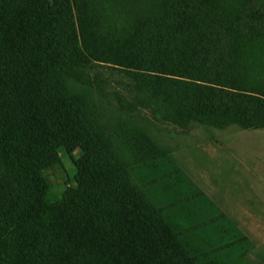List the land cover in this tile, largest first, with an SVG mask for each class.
I'll return each mask as SVG.
<instances>
[{"label": "trees", "instance_id": "16d2710c", "mask_svg": "<svg viewBox=\"0 0 264 264\" xmlns=\"http://www.w3.org/2000/svg\"><path fill=\"white\" fill-rule=\"evenodd\" d=\"M133 15L105 34L89 0H0V264H197L67 81L105 94L91 71L108 64L130 79L121 109L264 129V0H145ZM119 134L141 162L166 156L137 127ZM67 147L82 151L76 187L52 203L44 171Z\"/></svg>", "mask_w": 264, "mask_h": 264}, {"label": "rangeland", "instance_id": "374dc122", "mask_svg": "<svg viewBox=\"0 0 264 264\" xmlns=\"http://www.w3.org/2000/svg\"><path fill=\"white\" fill-rule=\"evenodd\" d=\"M89 1L103 33L123 34L145 0ZM91 77L105 94L69 79L70 92L103 129L131 183L152 201L196 263L264 264V129L237 125L219 129L197 123L184 128L162 122L150 109L120 108L117 95L129 96L131 84L120 68L98 64ZM136 127L149 134L166 156L148 162L136 159L119 134ZM59 155L60 163L44 171L52 203L76 187L74 164L82 151L67 147ZM9 204L2 202V209Z\"/></svg>", "mask_w": 264, "mask_h": 264}]
</instances>
